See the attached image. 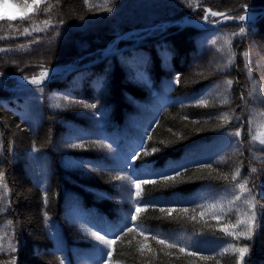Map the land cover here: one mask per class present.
<instances>
[{"label":"trees","instance_id":"trees-1","mask_svg":"<svg viewBox=\"0 0 264 264\" xmlns=\"http://www.w3.org/2000/svg\"><path fill=\"white\" fill-rule=\"evenodd\" d=\"M244 4L264 9V0H43L26 19L0 21V75L32 77L81 65L134 29L193 18L196 8L242 14ZM257 17L206 30L171 26L40 88L0 90V264L12 258L16 264H100L107 249L90 233L99 230L108 239L121 228L110 264H237L234 249L246 244L245 262L261 264L264 145L256 136H264V16ZM240 26L245 33L236 35ZM25 27L31 35L23 34ZM201 60L206 65L193 67ZM141 142L145 147L134 161L140 175L181 173L175 182L142 185V197L189 210L169 215L148 205L128 232L124 218L135 214V188L129 198L115 177L125 175L120 168ZM237 169L241 175L232 181ZM245 180L251 191L241 193L235 185ZM253 203L259 206L254 238L237 239L232 233L244 228L237 221H249ZM153 236L177 246L157 244ZM195 248L201 251L189 256ZM207 255L212 259H201Z\"/></svg>","mask_w":264,"mask_h":264},{"label":"snow or ice","instance_id":"snow-or-ice-1","mask_svg":"<svg viewBox=\"0 0 264 264\" xmlns=\"http://www.w3.org/2000/svg\"><path fill=\"white\" fill-rule=\"evenodd\" d=\"M5 2H6V0H0V6L4 5ZM41 3H43V0H25V3H23L22 5H18V6L21 7L22 10L35 9V8H38ZM108 10L111 11V8H109ZM243 10H244V14H240V13L225 14L224 12H221V11H211L210 15H211V17H222L223 20H235L238 22H251L253 20V17L248 12V5L247 4L243 5ZM13 19H15V18H13ZM21 19H26V17H22ZM4 20H8V17L0 16V21H4ZM203 21L205 23L212 24V25L223 22L222 20H209V10L208 9H205V15L203 17ZM43 23L45 25H49L50 21L45 19L43 21ZM61 23H63V22H61ZM42 30L43 29H39L38 27H33V31H42ZM244 33H245V27L240 26L239 27V33H236V35H243ZM23 34L31 35V33L29 32V29L27 27H25L23 29ZM2 38L3 37H0V39H2ZM212 43L216 44L217 41L213 40ZM224 43L226 45L230 46L231 40H229L227 37H225ZM0 51H4V49L0 48ZM162 52L165 54V56L170 54V50L168 48H162ZM243 55L245 58H247L249 56V53L247 51H245L243 53ZM245 67H248L247 60L245 61ZM46 77H48V70H42L39 72L38 75H33L32 77L24 76L23 80L27 81L29 84L36 86L37 88H40V86L43 84ZM175 82L176 83L180 82L179 75L176 76ZM226 83L230 87L232 85L233 81L231 79H229L226 81ZM6 87H7L6 81L4 80L3 76L0 75V90H4V89H6ZM196 100H198L199 103L202 105L207 104V101L205 99H201L199 96L196 97ZM57 107H59V105H57ZM90 107L92 109H96V104L93 103L90 105ZM222 118L227 119L226 116L222 117ZM234 135L236 137H239L241 135V132L239 130H237L234 133ZM148 139H151L150 135L148 136ZM253 139H255V137H253ZM259 143L261 145H264V139H261L259 141ZM73 147H76V145H73ZM80 147H83V145H80ZM144 147L145 146H144L143 142H141L139 148L135 149L132 152V154L126 158V163H124L120 168V171L125 172V175H123V176L117 175L115 177L117 180L122 182L117 187L120 188L121 193L127 192L129 198H131V196H132L131 188L132 187L135 188V198H136L134 201L135 214H132L130 211L129 214L124 218L125 227L127 228L128 232H132V231L136 230V226L133 224V222L137 220V217L139 216V214L141 212L147 211L148 205L156 204L159 206V211L161 213L167 212L169 215L174 211H180V212L186 213L189 210L187 207H181V208L177 209V208H173L171 206H166L165 204L160 202L159 198L145 199L142 197V185L156 184L158 179H162L164 182H168V181L175 182L176 177L181 174L180 170L178 169V170L172 171L171 173L160 172V173H156L155 175H153L152 171L150 170L152 173L151 175H140V168L134 164V161L140 159V149L144 148ZM34 150L39 151V149H34ZM145 151H147V150L145 149ZM157 151H159V149H157V148L151 149V152L153 154L156 153ZM147 163H151V162H147ZM81 166L87 167L88 165L84 164ZM252 172H256V169L253 168ZM240 175H241L240 170L237 169L235 174L232 176V181H236L237 177H239ZM3 179H4L3 173H0V181H3ZM224 179L225 180L228 179L227 175L224 176ZM123 181H129V184H124ZM247 183H248V181L245 180L242 183L236 184L235 187L238 188L241 193H243L246 190H248V189H246ZM6 187H7V185L5 184V188ZM248 191H251V190H248ZM260 196L264 197V191H262L260 193ZM102 198H112V197H108L105 194V196ZM44 200H45V204H46L47 203V196H45ZM239 200H241V195H234V201H239ZM258 207L259 206L257 204H255V203L252 204L253 210L251 211L250 219L248 222H245L244 220H238L237 221L236 226L243 224L244 228L239 233H232V235L235 238L238 239L239 237L242 236L247 241L253 240L254 233L257 231V228H258L257 211H256V209H258ZM193 211H195V210L193 209ZM203 215H204V213L202 212L201 216L203 217ZM193 219H195V217H193ZM221 230L223 231L225 229H221ZM123 232H124V228H121L119 231L114 232L112 234L111 238H108V239L105 238L104 234H99V230L92 231L90 233V235L95 240L101 242V244L105 245L106 249H107V250H104L101 252L100 264H110V262L112 261L113 251H114L113 245L116 243L117 238ZM142 232H143V230H142ZM152 238L154 240H156L157 244L165 245L169 248L177 246L174 243H168L165 238H159L157 236H153ZM11 250L15 251V248H12ZM140 250H141V252L143 251V246L141 247ZM234 250L239 253V260L237 261V264H247V262H245V256L249 252V245L246 244L242 247H236ZM179 251L185 252V248L180 247ZM199 251H201L200 248H195L193 251H189L187 254L189 256H191V255L196 254ZM216 251L219 252V249H217ZM223 251L227 252L228 248L225 247L223 249ZM201 259L210 260V259H212V256L211 255L202 256ZM10 264H16L15 258L11 259ZM61 264H64L63 260L61 261ZM217 264H219V261L217 262Z\"/></svg>","mask_w":264,"mask_h":264},{"label":"rangeland","instance_id":"rangeland-1","mask_svg":"<svg viewBox=\"0 0 264 264\" xmlns=\"http://www.w3.org/2000/svg\"><path fill=\"white\" fill-rule=\"evenodd\" d=\"M23 3H25V0H22V1H17V0H6V2H5V4L4 5H2V6H0V16H6V17H8V20H14L13 18H15V19H17V18H21V17H23V16H25V15H28V14H31L35 9H27V10H22L21 9V7H19L18 5H22ZM209 10H211V9H209ZM211 11H213V10H211ZM193 13H195L196 14V16L195 17H193V19H196V20H201V19H203V17H204V14H205V9L203 10V11H200V10H193L192 11ZM248 12L251 14V16L253 17V19H257V18H255V12L254 11H251V10H248ZM242 14H244V12L242 13ZM262 16H264V15H262ZM219 20H222L223 22L222 23H218V24H215V25H212V24H208L207 23V28L206 29H211V28H216V27H219V26H221V25H224V24H227V23H244V22H238V21H235V20H223V18L221 17V19H219ZM174 22H176V21H174ZM166 23L167 22H165V23H163V24H161V25H157V26H152L151 28H149L150 30H145V31H143V32H141V30H138V29H134V30H132V31H129V32H126L125 34H123V35H121L120 37H118V38H116V39H114L110 44H108L107 45V47L106 48H108V52H115V51H126L125 50V48H123V45H120V43H121V41H123V40H127V39H134V38H137V39H141V38H144V37H159V35H163V34H166L167 32H168V30H167V28H169V27H166ZM206 29H199V30H206ZM145 33V34H144ZM142 34H144V35H142ZM145 39V38H144ZM143 39V40H144ZM142 40V39H141ZM121 51H120V53H121ZM119 54V52L116 54H114V55H118ZM110 56H113V55H110ZM109 56H107V57H105V58H108ZM256 57L258 58L259 57V55H256ZM104 58V59H105ZM259 59V58H258ZM94 60V59H93ZM103 60V59H102ZM101 60V61H102ZM264 60V59H263ZM101 61H99V62H101ZM87 62H89V61H87ZM99 62H97V63H95V64H98ZM206 61H203V60H201V61H198V62H195V63H193V67H202V66H204V65H206V63H205ZM223 62V61H222ZM95 64H93V65H95ZM208 64V63H207ZM224 64V63H223ZM208 65H210V64H208ZM60 66H63V65H58V66H54V67H51V68H49V69H47L48 71H50V78H52V77H58L59 76V74H61V73H63L64 72V70L63 69H61V68H59ZM92 66V65H91ZM89 67V66H88ZM54 68H58L57 70L56 69H54ZM52 69H54V70H52ZM72 73V72H71ZM71 73H69V74H71ZM5 75V74H4ZM13 75H16V74H13ZM2 76H3V74H2ZM68 76V75H67ZM130 76V78H131V80L132 81H135V80H137V81H139V83H141L140 81H141V79H140V77L137 75V74H134V75H132V74H130L129 75ZM59 78V77H58ZM12 80V84H10L9 82H8V80H6V85L7 86H9V87H14V86H16L17 85V82H15V81H13V79H11ZM56 80H58V79H56ZM141 85H144V84H142L141 83ZM147 89V88H146ZM150 93V91H149V89H147V94H149ZM106 94V93H105ZM107 97H105L104 95L101 97V102L102 103H106L107 102V99H106ZM259 131V130H258ZM256 138H257V141H258V143H259V141L261 140V139H264V136H263V134L262 133H259L257 136H256ZM260 144V143H259ZM211 146H214V145H211ZM211 148V147H210ZM208 151H206L205 153H207ZM208 154H210L209 152L207 153V155ZM259 212H262V210L261 211H259ZM263 212H264V206H263ZM264 214L263 213H260L259 214V218L261 219L262 217V219H263V221H264V216H263ZM263 229H264V227H263ZM261 264H264V256H263V258H262V260H261Z\"/></svg>","mask_w":264,"mask_h":264},{"label":"water","instance_id":"water-1","mask_svg":"<svg viewBox=\"0 0 264 264\" xmlns=\"http://www.w3.org/2000/svg\"><path fill=\"white\" fill-rule=\"evenodd\" d=\"M240 10H243L240 9ZM211 12V10H209V13ZM225 14H231V12H228V13H225ZM259 15H264V9L258 13ZM203 21V19H202ZM197 22H201V20H196V19H190L189 18V15L185 16L184 18H182L181 20L179 21H176V22H167L166 23V27H171V26H180L181 28H185V27H194L196 29H206L207 26H201V25H198ZM136 46V44L132 45V46H129L127 47L128 49L129 48H132ZM121 51V50H120ZM118 51V52H120ZM117 51L115 52H108V48L104 49L101 54H100V57H97L96 59L94 60H91L89 62H86V63H83L81 65H79L78 63H70V64H66V65H63V66H60L59 68L63 69L64 72L59 74V78H63V77H66L67 75H69V73L71 72H74L76 70H79L81 68H85V67H88V66H91L99 61H101L102 59H104L105 57L107 56H110V55H114L115 53L117 54L118 53ZM54 69H58V68H54ZM52 69V70H54ZM58 77H55V78H46L43 82V84L51 81V80H55V79H58ZM3 78L4 80H9V79H13L15 82H17V85L14 86V87H9L7 86L6 89L8 90H20V89H25V88H29V87H36L32 84H29L27 81L23 80V76L21 75H13V74H5L3 75ZM42 84V85H43Z\"/></svg>","mask_w":264,"mask_h":264},{"label":"bare ground","instance_id":"bare-ground-1","mask_svg":"<svg viewBox=\"0 0 264 264\" xmlns=\"http://www.w3.org/2000/svg\"><path fill=\"white\" fill-rule=\"evenodd\" d=\"M226 13H228V12H226ZM205 15V14H204ZM213 18H216V17H211V15H210V13H209V20L210 19H213ZM179 21V20H178ZM197 24L198 25H201V26H207V23H205L204 21H202V19H201V22H197ZM176 26H178V25H176ZM181 28V27H180ZM192 28H194V27H192ZM196 29V28H195ZM135 43H128L125 47H129V46H132V45H134ZM136 46H137V44H136ZM135 47V46H134ZM48 77H50V71H48ZM48 77H46V78H48ZM45 78V79H46Z\"/></svg>","mask_w":264,"mask_h":264}]
</instances>
